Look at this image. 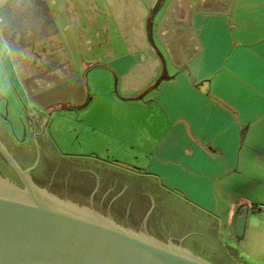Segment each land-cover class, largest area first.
Listing matches in <instances>:
<instances>
[{"label": "crops", "instance_id": "0c3cea01", "mask_svg": "<svg viewBox=\"0 0 264 264\" xmlns=\"http://www.w3.org/2000/svg\"><path fill=\"white\" fill-rule=\"evenodd\" d=\"M156 2L0 0V104L27 139L30 112L45 131L65 105L116 116L104 138L85 130L140 163L122 180L161 197L160 230L210 264H264V0H164L161 58Z\"/></svg>", "mask_w": 264, "mask_h": 264}, {"label": "water", "instance_id": "95a60500", "mask_svg": "<svg viewBox=\"0 0 264 264\" xmlns=\"http://www.w3.org/2000/svg\"><path fill=\"white\" fill-rule=\"evenodd\" d=\"M163 1L157 0L146 26L149 44L159 58L161 54L156 49L151 31L152 21ZM25 119L29 129L28 142L46 135L45 118L30 112ZM0 139L13 142L8 133L1 134ZM0 150L27 188L21 191L7 185L0 176V264H210L187 252L182 247L184 238L173 239L170 230L169 235L160 230L153 204L161 197L150 195L151 190L140 192L125 180L118 192L126 196L124 210L136 209L138 205L135 197L130 199L128 195L133 192L145 195L160 239L169 237L161 242L150 233L149 236L140 234L134 226L124 225L113 216L81 207L37 188L1 144ZM1 184L10 189H4ZM244 217L246 219V212Z\"/></svg>", "mask_w": 264, "mask_h": 264}, {"label": "flooded vegetation", "instance_id": "af4514ba", "mask_svg": "<svg viewBox=\"0 0 264 264\" xmlns=\"http://www.w3.org/2000/svg\"><path fill=\"white\" fill-rule=\"evenodd\" d=\"M61 107L54 108L53 111L72 109L70 105ZM7 133L6 119L0 113V135H7ZM21 136L20 139H16L18 142H6L0 139V144L7 154L15 160L20 170L27 173L26 178L33 185L57 198L113 216L116 220L119 219L122 224L132 225L140 234L149 236V226L153 217L145 195L137 192L128 195L127 198L130 199L135 197L138 205L136 209L124 210L126 196L120 195L118 192L119 187L123 185L124 176L118 173L109 174L108 171L94 173L87 169L84 172L78 171L69 168L60 161L55 164V160L45 155V142H28L29 139H27L24 127ZM0 176L3 181H7V185L11 184L21 191L27 190L23 180L1 150ZM1 185L4 189H10L9 186L6 188L5 184ZM166 238L169 237H161L164 240Z\"/></svg>", "mask_w": 264, "mask_h": 264}, {"label": "rangeland", "instance_id": "374dc122", "mask_svg": "<svg viewBox=\"0 0 264 264\" xmlns=\"http://www.w3.org/2000/svg\"><path fill=\"white\" fill-rule=\"evenodd\" d=\"M0 105V113L3 114L6 123L9 124L8 129H10L11 133V125L14 126L16 132V128H21L22 132L23 127L20 121V117L22 116L20 114L21 110L15 112L12 106L7 102L4 104L1 103ZM49 113L51 114L50 121L46 127L48 142L44 143V151L46 157L55 160V164L60 161L62 164L77 169L78 171H85L86 169L90 171L95 169L98 172H106L109 170V174L122 173V176H124V172L129 174L128 178L130 180H136L131 172H135V166L139 167L140 163L138 161L135 162L133 155L127 156L121 152L119 147L120 142L114 140L117 138L114 132L109 134V137L111 136L109 142H91L93 139L92 136L95 135L104 138L107 126H110L111 129L118 127L116 116H108V114L105 116L103 115V112L100 115L87 113L82 114V116L78 114L60 115L57 111ZM92 118H94L93 122L91 121ZM108 118L111 120H108ZM87 127H90L88 129L90 131L94 129L93 127L102 129V131L95 132L94 135V133L85 130ZM17 134H14L15 142L16 139L21 138L17 136ZM74 138L76 139V142L74 141ZM124 153L127 154L126 152ZM162 216L164 219L165 213H162ZM210 261H213V259Z\"/></svg>", "mask_w": 264, "mask_h": 264}, {"label": "built area", "instance_id": "2783aa9c", "mask_svg": "<svg viewBox=\"0 0 264 264\" xmlns=\"http://www.w3.org/2000/svg\"><path fill=\"white\" fill-rule=\"evenodd\" d=\"M260 209H262V208H260Z\"/></svg>", "mask_w": 264, "mask_h": 264}]
</instances>
